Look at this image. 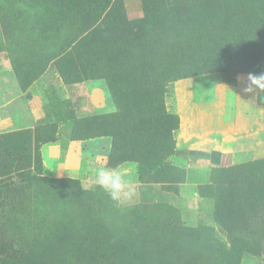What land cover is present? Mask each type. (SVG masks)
I'll use <instances>...</instances> for the list:
<instances>
[{"label":"rangeland","instance_id":"obj_1","mask_svg":"<svg viewBox=\"0 0 264 264\" xmlns=\"http://www.w3.org/2000/svg\"><path fill=\"white\" fill-rule=\"evenodd\" d=\"M0 58L47 99L34 128L0 132V264H264V159L223 164L173 143L174 81L264 75V0H0ZM162 79L170 121L158 144L133 132L114 140L117 101L135 98L127 118L139 123L138 91ZM96 87L110 109L102 118ZM40 122L49 127L35 133ZM66 139L119 166L128 197L114 203L88 187L93 176L60 174L49 149ZM164 150L160 163L145 160Z\"/></svg>","mask_w":264,"mask_h":264},{"label":"crops","instance_id":"obj_2","mask_svg":"<svg viewBox=\"0 0 264 264\" xmlns=\"http://www.w3.org/2000/svg\"><path fill=\"white\" fill-rule=\"evenodd\" d=\"M250 76L258 78L255 72L228 71L174 81L173 110L178 116L175 147L197 153L217 152L223 164L264 159V105ZM90 98L98 113L110 110L100 88H93ZM46 101L36 84L24 91L0 58V132L34 128L46 115ZM49 150L60 174L77 173L84 180L93 176L88 186L92 189L98 187V170H122L119 166L107 167L103 156L87 158L77 140L58 141Z\"/></svg>","mask_w":264,"mask_h":264},{"label":"trees","instance_id":"obj_3","mask_svg":"<svg viewBox=\"0 0 264 264\" xmlns=\"http://www.w3.org/2000/svg\"><path fill=\"white\" fill-rule=\"evenodd\" d=\"M76 38L77 37H75L71 42H75ZM76 46H77V44H76ZM122 57H123V59H127L130 61L134 60L132 58V55H124V52H120L119 58H122ZM232 71H247V70L236 69V70H232ZM61 72H62V75L65 76L64 70H62ZM247 72H251V71H247ZM164 79H162L161 81H158V84L157 83L152 84V87H150L149 89L145 88V85H144L145 89L138 91V111H140V109L142 111L141 114H139V112H138V118L141 120L139 123H138V119L137 120H131V119L127 118L129 112L135 110L137 100H135V98H133L132 96H129V100H128V104H127L128 108L123 107L121 105V103L119 101H117V105H118L117 114L116 115L113 114V115L109 116V120L107 119V121H106V126L109 127L108 130H109V132L112 133L114 140L116 139V141L119 143H121V142L123 143V141H124V143H125V138H126L128 132H133L134 135L136 134V140H139L140 142H142L144 144L145 148L153 147L154 144H156V145L158 144V142H157L158 137H160L162 134H165L167 132V130L169 128L168 124L170 121L169 113H167L165 111L164 106L162 104V94L159 95V93L162 91V88H163L162 85L165 82L164 81L162 83V81ZM160 89H161V91H160ZM155 96H158L155 103L152 104L150 106V108L147 107L146 101L148 99H151V97H155ZM259 101L264 105V103L260 100V98H259ZM101 114H103V113H97L95 115V117L96 118H102L103 115H101ZM67 116H69V115H67ZM93 118L94 117H92V118L84 117L81 120L85 121V123H89V121ZM176 118H177V125L174 129V133H175L176 129L178 128V116H177V114H176ZM123 126H125L128 130H125V128ZM43 127H49V124L46 122H40L36 126L35 133H38L39 130L42 129ZM151 127H152V130L150 129ZM113 130H114V132H113ZM173 143L175 146L174 134H173ZM137 144H138V142H137ZM169 151L170 150L168 149V152ZM168 152H167V150H164V151H162V153L160 155L156 154V152H154L155 156H152L151 153H148L147 155H145V160L147 162L150 161L151 164L160 163V161L163 159L164 156H166L168 154ZM151 157L153 158L152 160H151ZM259 160H261V159H259ZM259 160L246 162V163H240V164L255 163ZM112 166L113 165H111L109 163V161H107V167H112ZM4 187H9V184H5ZM0 188H3L2 185H0Z\"/></svg>","mask_w":264,"mask_h":264},{"label":"clouds","instance_id":"obj_4","mask_svg":"<svg viewBox=\"0 0 264 264\" xmlns=\"http://www.w3.org/2000/svg\"><path fill=\"white\" fill-rule=\"evenodd\" d=\"M249 79L253 85L264 91V75L259 78L250 76ZM95 183L114 203L119 204L129 195L125 176L116 169L103 168L98 170L95 175Z\"/></svg>","mask_w":264,"mask_h":264}]
</instances>
